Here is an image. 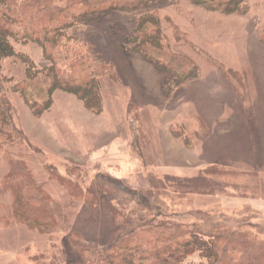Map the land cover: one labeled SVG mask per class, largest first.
<instances>
[{
    "label": "rangeland",
    "instance_id": "obj_1",
    "mask_svg": "<svg viewBox=\"0 0 264 264\" xmlns=\"http://www.w3.org/2000/svg\"><path fill=\"white\" fill-rule=\"evenodd\" d=\"M243 5L224 13L157 0L98 14L47 55L39 43L7 37L0 98L17 141L1 129L0 264H97L130 234L147 242L186 231L209 249L245 235L264 246V0ZM145 14L157 16L164 37L149 47L153 62L126 49ZM76 56L87 63L80 75L70 66ZM51 69L60 83L95 79L100 113L85 105L89 89L48 97ZM12 161L50 198L54 229L14 218L4 185ZM148 225L161 229L151 234Z\"/></svg>",
    "mask_w": 264,
    "mask_h": 264
},
{
    "label": "trees",
    "instance_id": "obj_2",
    "mask_svg": "<svg viewBox=\"0 0 264 264\" xmlns=\"http://www.w3.org/2000/svg\"><path fill=\"white\" fill-rule=\"evenodd\" d=\"M157 0H0V56L8 57L10 47L7 37H21L39 43L46 51L56 49L67 34V30L83 19L95 15L124 11L131 12L141 8H147ZM196 4H204L208 8L217 9L224 13H243L244 0H192ZM243 7V8H242ZM152 19V20H151ZM149 20V21H148ZM155 21L143 25L144 22ZM155 23V24H154ZM161 24L155 14H145L135 30V34L129 37L126 45L127 51L133 50L143 54L153 62L149 55V47H158L163 43ZM156 63V62H154ZM158 63V62H157ZM156 63V64H157ZM86 61L78 56L71 60V67L77 73L83 74ZM158 65V64H157ZM160 67V66H159ZM82 68V70H80ZM51 87L47 94L54 90L74 87L84 94L87 89L94 91L89 93L86 99V107L97 114L100 113L98 99V87L95 79L90 77L74 78L72 81L60 83L57 74L51 69ZM83 80V81H82ZM63 86H62V85ZM69 88V87H68ZM40 97L44 94L39 90ZM67 91V90H65ZM94 99V100H93ZM88 100H93L89 103ZM8 102L0 98V133L4 128L7 133L5 139L16 142L17 137L10 132L12 119L9 114ZM37 114L38 112L35 111ZM19 163L12 161L10 164V176L4 185L6 190H11L15 200L13 208L14 218L26 224L29 228L50 231L57 225L53 210L47 207L50 198L47 194L39 193L38 187L33 181V176L19 171ZM195 181H188L193 184ZM187 183V182H185ZM70 191L76 198L82 196V191L70 184ZM38 193L35 197L31 192ZM161 229L159 225H148L147 232ZM165 232V230H164ZM163 232V233H164ZM193 233H180L164 236L163 239L144 242L138 239L137 234L126 237L118 236L113 243L104 250V257L97 264H264V246L254 245L245 235L235 237L234 241L224 245L225 240L217 241L213 247L207 248L205 241L192 236ZM187 235V236H186ZM153 237V236H152ZM91 246V245H90ZM92 249V247H90ZM198 259L199 262H196Z\"/></svg>",
    "mask_w": 264,
    "mask_h": 264
}]
</instances>
